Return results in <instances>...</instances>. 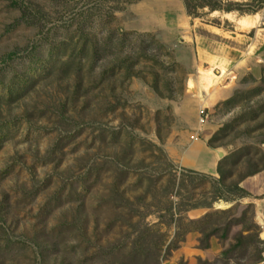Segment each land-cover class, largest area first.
Returning a JSON list of instances; mask_svg holds the SVG:
<instances>
[{"label": "rangeland", "instance_id": "374dc122", "mask_svg": "<svg viewBox=\"0 0 264 264\" xmlns=\"http://www.w3.org/2000/svg\"><path fill=\"white\" fill-rule=\"evenodd\" d=\"M222 2L240 10L190 17L248 36L245 75L216 77L197 28L163 12L155 27L153 0H0V264H164L192 230L223 254L180 264L264 260L252 204L211 203L218 167L229 187L264 156V0ZM226 73L232 95L204 97ZM203 143L223 154L215 176L178 160Z\"/></svg>", "mask_w": 264, "mask_h": 264}, {"label": "crops", "instance_id": "0c3cea01", "mask_svg": "<svg viewBox=\"0 0 264 264\" xmlns=\"http://www.w3.org/2000/svg\"><path fill=\"white\" fill-rule=\"evenodd\" d=\"M152 9L157 13L153 16L156 22H154L155 27H160L161 23L158 21V17L161 13L174 15L175 27L181 31V33H187L188 27H193V32L197 28L198 32L191 33L192 42L197 43L198 55L200 54L199 60L211 59L214 62V71H217L219 76L222 78L225 72H229L233 76L245 75L254 63L251 61V52L246 50L242 42H247V35H243L242 39L235 37V32L226 31L222 26H210L203 25V27H195L196 22L193 18L188 16L186 9L184 8V0H153ZM171 3L172 7L168 6ZM163 16V18H164ZM193 25V26H192ZM196 31V30H195ZM207 32V33H206ZM234 34V35H233ZM205 35V36H204ZM206 37V38H205ZM249 39V38H248ZM204 41H208L209 49H205ZM246 43V44H247ZM255 55V53L253 54ZM252 55V56H253ZM220 61H225L224 64L220 65ZM228 66V67H227ZM197 69L199 65H196ZM223 67V68H222ZM223 69L225 70L223 72ZM219 70V71H218ZM228 79V73H226L223 79L225 83L222 87H214L210 92L204 91L202 93L204 97H210L214 101H222L229 98L233 89L231 83L232 79ZM221 80V79H220ZM219 80V81H220ZM206 94V96H205ZM184 144V143H183ZM186 145L184 144L183 147ZM173 148L172 146H170ZM187 147V146H186ZM182 155L178 156L180 163L185 166H193L207 172L213 176L217 173L216 165L218 162V150H213L212 148L206 146L204 143L191 144L187 149H185ZM171 151H177L171 149ZM240 187L243 188L249 195L244 196L239 199L241 203L252 204L254 207V222L259 226L260 232L259 236L262 241H264V170L257 173L256 175L249 176L245 178L241 183ZM209 209V208H208ZM195 215L192 217L198 218L204 214V208L200 210L196 209ZM202 234L197 230H192L186 234V237L182 241L181 245L174 250L173 255L164 264H180V261H190L191 263L198 259H208L213 260L217 256H222L223 248L221 246L220 239L216 236H212L209 240L208 246H201ZM264 264V260L259 263Z\"/></svg>", "mask_w": 264, "mask_h": 264}, {"label": "trees", "instance_id": "16d2710c", "mask_svg": "<svg viewBox=\"0 0 264 264\" xmlns=\"http://www.w3.org/2000/svg\"><path fill=\"white\" fill-rule=\"evenodd\" d=\"M184 4L186 7L187 14L193 18L199 17L200 15L198 14V11L202 9L203 10L208 9L210 12L217 11V10H220V11L224 10V11L229 12V11L237 9L236 7L239 8L241 5L240 3H232V2H226V4H224L222 0H184ZM237 10H240V9H237ZM18 57H20L19 50H16V51L8 53V55H6L3 58L2 62L6 63L9 61H13L17 59ZM262 161H263V164L260 167L258 166L255 169L247 172L245 175L241 176L237 182L232 183L229 187L223 184L224 174H223L221 167H218V173L220 175V178L215 179V180L213 179L214 182L212 184V191H211L213 197H212L211 203L218 201L219 199L228 200L227 197H225V194L227 192H234L236 194L235 195L236 197L248 196L249 194L243 188L240 187V183L245 178L256 175L257 173L264 170V156L262 157ZM5 236H6L5 240L7 243L16 242V240L13 238L11 234L6 232Z\"/></svg>", "mask_w": 264, "mask_h": 264}, {"label": "bare ground", "instance_id": "6f19581e", "mask_svg": "<svg viewBox=\"0 0 264 264\" xmlns=\"http://www.w3.org/2000/svg\"><path fill=\"white\" fill-rule=\"evenodd\" d=\"M228 17H232L231 13L226 14ZM257 16L254 17H242L240 19H238V23L239 25H241L243 28L248 29L251 28L253 26H255L257 24Z\"/></svg>", "mask_w": 264, "mask_h": 264}, {"label": "built area", "instance_id": "2783aa9c", "mask_svg": "<svg viewBox=\"0 0 264 264\" xmlns=\"http://www.w3.org/2000/svg\"><path fill=\"white\" fill-rule=\"evenodd\" d=\"M209 119V113L206 111L205 108H200L199 110V125L203 126L207 123V120ZM194 139H198L197 137H193Z\"/></svg>", "mask_w": 264, "mask_h": 264}, {"label": "water", "instance_id": "95a60500", "mask_svg": "<svg viewBox=\"0 0 264 264\" xmlns=\"http://www.w3.org/2000/svg\"><path fill=\"white\" fill-rule=\"evenodd\" d=\"M219 156H220V157H223V154H222L221 152H219Z\"/></svg>", "mask_w": 264, "mask_h": 264}]
</instances>
